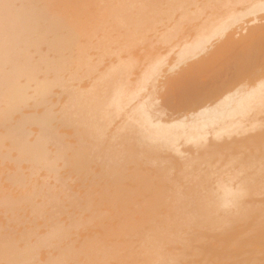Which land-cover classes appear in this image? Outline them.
Segmentation results:
<instances>
[{
	"label": "bare ground",
	"instance_id": "1",
	"mask_svg": "<svg viewBox=\"0 0 264 264\" xmlns=\"http://www.w3.org/2000/svg\"><path fill=\"white\" fill-rule=\"evenodd\" d=\"M263 19L264 0H0V264H182L189 237L214 241L201 264H264V26L234 38Z\"/></svg>",
	"mask_w": 264,
	"mask_h": 264
},
{
	"label": "rangeland",
	"instance_id": "2",
	"mask_svg": "<svg viewBox=\"0 0 264 264\" xmlns=\"http://www.w3.org/2000/svg\"><path fill=\"white\" fill-rule=\"evenodd\" d=\"M257 26H264V19L263 20H258V22H256V23H253V25L252 24H250V23H247V24H244V25H242V28L241 29H236V31H235V35H234V38L235 39H239V38H243L244 36H246L247 34H248V32H249V30L251 29V28H254V27H257ZM135 52H137L140 56L143 54V49L142 50H139V49H135L134 50ZM149 52H155V49L154 48H150V49H147V51L145 52V54H147V53H149ZM92 54H95V51L94 52H91ZM187 66V63L185 64V65H180L177 69H175V70H173V72L172 71H167L166 73H164V74H162V78H160V80H159V83H158V86H156V92L157 93H159V94H162V93H164L165 92V90H167V88L165 87L166 86V84H165V82L164 81H166V79H168V78H171L172 77V75L173 76H175L176 75V73L178 74V73H180V71H182L183 69H185V67ZM183 68V69H182ZM182 69V70H181ZM66 76V75H65ZM49 77V76H48ZM50 77H51V75H50ZM64 77V76H63ZM160 82H161V85L159 86V84H160ZM88 83V82H87ZM87 83H84V85L85 84H87ZM165 84V86H164V88L162 87V89H161V86L163 85V84ZM67 84V83H66ZM82 85H83V83H82ZM61 89V88H60ZM59 89V90H60ZM57 90V91H56ZM55 91H53V94L51 93V94H48L47 95V97H48V102L47 103H49V108L51 107V109H53V110H55L54 108L56 107V110H58V108L60 109V106L62 107L63 106V104H64V102H65V100H66V97L64 98V99H61L62 101H61V103H59L60 102V98H62V97H60L61 95H63V97L64 96H66L65 95V91H64V89H62V90H60V91H58V88L56 89ZM64 92V93H63ZM58 93H61V94H58ZM53 96V97H52ZM57 96H59L58 98H57ZM50 98H54V99H50ZM58 99V100H57ZM51 100H53V101H51ZM55 100V101H54ZM57 100V101H56ZM32 102V101H31ZM30 101H29V108H27L26 109V111L27 112H29V113H27V114H17L16 116H17V118L16 119H20V118H23V117H27V116H29V117H35V115L34 116H32L33 114H31L30 112H34V110H38V109H40V108H32L31 106L33 105V102H32V105L30 104L31 103ZM54 102H56L55 104H54ZM51 103H53V104H51ZM58 103H59V106H57L58 105ZM55 106V107H54ZM52 107H54V108H52ZM58 107V108H57ZM55 110V111H56ZM39 111V110H38ZM36 118V117H35ZM31 129H34V127H32ZM0 163H2V164H0V169L6 174L7 173V170H8V173H10L9 172V170H11L12 169V165H11V162H10V160L8 159V160H3V159H1L0 158ZM6 161H8V164L6 163ZM5 162V163H4ZM4 163V164H3ZM10 163V164H9ZM7 164V165H6ZM11 165V166H10ZM4 166V167H3ZM6 166V167H5ZM7 167H9V168H7ZM4 169L6 170V171H4ZM0 170V171H1ZM3 172H1L0 174H2ZM4 173L2 174L3 176H4ZM1 176V175H0ZM2 177V176H1ZM29 210V208H25V211H28ZM25 211H20V212H22V214L19 212V220H21V223L22 222H24L25 221V224H24V226H23V224H21L19 221H18V223H16V225H21L20 226V228H23V229H26L27 227H29L27 224H29L30 225V221H28L27 220V222H29V223H27L26 222V219L24 220V218H28L30 215H29V212H25ZM25 213V214H24ZM27 213H28V215H27ZM1 215V214H0ZM21 215V216H20ZM25 217H24V216ZM64 216H62V217H65V215L66 214H63ZM20 217H21V219H20ZM7 218V217H6ZM1 219H3V220H5V218H1ZM24 220V221H23ZM7 220H5V221H1V222H3V223H5ZM12 224H10V222H9V229H10V227H11V229L10 230H12V229H14L15 228V223L14 222H11ZM14 224V225H13ZM31 224L33 225V227H34V224L31 222ZM27 227H26V226ZM39 225H41V223H39ZM17 226V227H18ZM5 227V226H4ZM15 228L16 229V231H17V233L15 232V234H18L20 231V228ZM24 227H26V228H24ZM29 228H31V227H29ZM29 228H27V229H29ZM23 229H21V230H23ZM44 228H42L41 227V230H43ZM14 231V230H13ZM10 234H13V233H11V232H9ZM186 238H188V237H185V240H188V239H190L191 238V240H190V243L189 242H187V243H189L188 245H189V247H188V245H187V243L185 244V248H181V247H179V243L177 244V246L176 245H174L172 248H174L175 247V249L178 247L179 249H177V252H179V251H181L182 253H183V251H184V255L185 256H183L182 255V253H180V255H178L177 256V258L179 257H181L182 256V259L180 258V260H178L177 258H176V260L177 261H179V263H181L182 262V264H183V262H188L189 264L191 263V262H194V263H192V264H201V259H204V261L206 260L205 258V256H204V254H203V252H202V247H204V245L205 244H207V243H209V245H212L213 244V240H209V242H205V241H199L198 239H195V238H192V237H189L188 239H186ZM194 239V240H193ZM196 240H197V242H196ZM185 242V241H184ZM187 248V249H186ZM234 248L235 247H228V252H231L232 254H234V255H236L237 253L236 252H234L233 250H234ZM179 250V251H178ZM248 254H244V255H239L238 256V254H237V257H234V258H232V259H230V261H232V260H237V259H240V258H242V257H245L246 258V256H247ZM203 256V257H202ZM256 257H258L259 255H255ZM247 258H248V256H247ZM184 259V260H183ZM210 259H212L211 261H212V263H215V264H220L221 262H223V261H220L219 260V262L217 261V260H215V259H213V258H210ZM182 260V261H181ZM181 261V262H180ZM211 261H207V263H205V262H203V260H202V262L204 263V264H208V262L209 263H211ZM230 261H229V263H230ZM113 262V263H112ZM111 263L112 264H114L115 262L114 261H112ZM200 262V263H199ZM224 262H225V260H224ZM226 262H228V260L226 261ZM233 262V261H232ZM202 263V264H203ZM226 264V263H225Z\"/></svg>",
	"mask_w": 264,
	"mask_h": 264
}]
</instances>
